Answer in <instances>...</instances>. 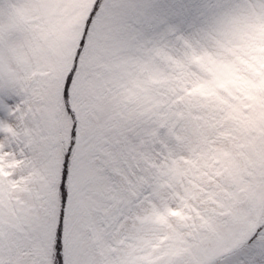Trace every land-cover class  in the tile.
<instances>
[{"label": "rangeland", "instance_id": "rangeland-1", "mask_svg": "<svg viewBox=\"0 0 264 264\" xmlns=\"http://www.w3.org/2000/svg\"><path fill=\"white\" fill-rule=\"evenodd\" d=\"M156 2L163 0H0V79H13L29 112L48 118L47 129L27 113L0 119V149L18 141L0 151V205L14 218L41 197L47 205L39 240L14 219L11 248L0 247L5 264H55L70 145V188L85 153L96 168L88 214L69 208L65 264H81V256L83 264H229L264 229V0H256V23L241 30L223 20L245 8L242 0H194L199 10L183 25L144 23L145 6ZM93 8L69 90L73 144L63 85ZM41 131L47 154L39 164L12 156ZM146 233L158 255L149 248L121 256Z\"/></svg>", "mask_w": 264, "mask_h": 264}, {"label": "snow or ice", "instance_id": "snow-or-ice-1", "mask_svg": "<svg viewBox=\"0 0 264 264\" xmlns=\"http://www.w3.org/2000/svg\"><path fill=\"white\" fill-rule=\"evenodd\" d=\"M147 12L143 15L144 23H151L154 19L163 18V24H185L194 18L199 6L194 0H163V2L149 3L145 6ZM139 19V18H138ZM72 77L69 76L64 88V98L67 102L68 88L71 85ZM21 113H27L26 121L30 119L41 120L44 128H48V118L45 115H37L29 112V106L26 100V93L21 91L20 86L11 78L4 77L0 79V119L9 122H18L17 118ZM73 144L76 141L75 126L73 128ZM18 143L17 140L10 138L9 143L0 151L7 152L14 148ZM27 147L22 154L12 152V156L17 159L29 157L39 164V161L47 154L46 131L36 134H30L26 142ZM72 146L69 151L64 153L61 164L60 182L58 186L60 199V213L56 230V261L55 264H65L64 256V237L65 230L68 226L69 208L75 209L76 217L86 216L89 212L91 201V188L93 184V173L96 168L95 161L91 155L85 153L82 159V167L78 176L74 178V186L78 190V196L73 188H70V164L72 162ZM12 158V157H10ZM40 174L47 181V172L40 169ZM48 185L45 183L44 190L47 192ZM75 218V217H74ZM14 219H22L28 224L33 239L39 240L46 231L47 227V205L45 197H41L39 202L24 211L22 217L14 218L10 212H7L3 205H0V247L10 250L12 244L11 228ZM258 230L251 236H248L236 249L233 250L229 264H264V236H261ZM80 241H78L79 243ZM7 254H10L7 253ZM84 257L81 256V264ZM0 264L5 261L0 259ZM71 264V260L69 261Z\"/></svg>", "mask_w": 264, "mask_h": 264}, {"label": "bare ground", "instance_id": "bare-ground-1", "mask_svg": "<svg viewBox=\"0 0 264 264\" xmlns=\"http://www.w3.org/2000/svg\"><path fill=\"white\" fill-rule=\"evenodd\" d=\"M245 3V8H242L240 11L236 12L235 14H230L227 16L225 20H223L226 24H231L235 30H241L242 24H254L256 23V18L254 17L256 11L259 9V3L256 2V0H242ZM264 4V3H263ZM264 18V15H262ZM218 24H222L221 22ZM241 24V25H240ZM195 203L191 200L187 201L184 204L185 211L183 212L185 215L190 216V213L192 211V206ZM157 239L149 236L148 233L143 234L141 237V240L138 244H135L136 248L128 249L126 252H124L121 256L132 259L136 258L139 255L146 254L151 248L150 255H158L161 250V247L156 248L153 250L151 247L152 242L156 241ZM135 249V250H133Z\"/></svg>", "mask_w": 264, "mask_h": 264}, {"label": "trees", "instance_id": "trees-1", "mask_svg": "<svg viewBox=\"0 0 264 264\" xmlns=\"http://www.w3.org/2000/svg\"><path fill=\"white\" fill-rule=\"evenodd\" d=\"M95 12H96V9L93 8L92 11H90L87 15V18H86V21H85V29L83 31V35H82V40L80 41V47L81 48H78L75 52V59H73V65L72 67H70V69L67 71L66 73V76H65V81H64V85H63V108H64V111L65 113H67L69 115V121L71 122L70 123V126H69V133L70 134H73V128L74 126L76 127V122H75V115H74V112H73V107H72V104H71V94L69 93V90L70 88H72L74 86V81H75V77L77 75L80 74L81 70L78 68V65L76 64L77 61H78V56L80 55V53L83 51L84 47H85V42H86V35L88 34L89 32V28L92 24V21H93V16L95 15ZM83 48V49H82ZM69 76L72 77V81H71V85L70 87L68 88V98H67V102L65 101V98H64V88H65V84L67 83L68 81V78ZM134 105L138 108V107H141V103H138V102H135ZM164 132V131H163ZM158 137L161 136V132H154ZM61 172V171H60ZM60 182V180H59Z\"/></svg>", "mask_w": 264, "mask_h": 264}]
</instances>
